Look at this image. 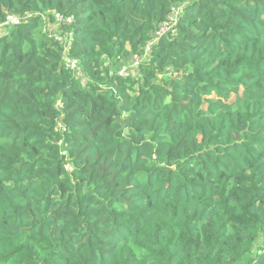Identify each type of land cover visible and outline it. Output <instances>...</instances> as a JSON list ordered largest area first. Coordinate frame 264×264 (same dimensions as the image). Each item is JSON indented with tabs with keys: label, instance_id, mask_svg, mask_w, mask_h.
Returning a JSON list of instances; mask_svg holds the SVG:
<instances>
[{
	"label": "trees",
	"instance_id": "16d2710c",
	"mask_svg": "<svg viewBox=\"0 0 264 264\" xmlns=\"http://www.w3.org/2000/svg\"><path fill=\"white\" fill-rule=\"evenodd\" d=\"M8 14L30 17L0 31V264H264V0H0Z\"/></svg>",
	"mask_w": 264,
	"mask_h": 264
},
{
	"label": "built area",
	"instance_id": "2783aa9c",
	"mask_svg": "<svg viewBox=\"0 0 264 264\" xmlns=\"http://www.w3.org/2000/svg\"><path fill=\"white\" fill-rule=\"evenodd\" d=\"M184 10H185L184 4L173 6L167 18L158 25L156 31L153 33V37L151 41L147 44L143 56L136 55L128 65L123 66V68L120 71V74L127 76L131 72H133L134 75H137V73H139V65L143 60V58L149 55L152 44L156 43L161 37L176 32V26L179 22V18H181V16L184 14ZM55 14H56V23H54V25L49 26V32L55 36L56 40L59 41L64 48L65 66L70 70H72L78 78H81L83 83H86V77L84 76L80 61L72 57V55L70 54V48L73 43L74 34L72 32L64 33V31L61 28H59V24L61 22H65V21L71 22L73 18L65 17L59 13H55ZM29 17L30 15H27L26 17L23 18L19 15L8 14L6 20L0 23V31H4L8 26L19 25Z\"/></svg>",
	"mask_w": 264,
	"mask_h": 264
},
{
	"label": "rangeland",
	"instance_id": "374dc122",
	"mask_svg": "<svg viewBox=\"0 0 264 264\" xmlns=\"http://www.w3.org/2000/svg\"><path fill=\"white\" fill-rule=\"evenodd\" d=\"M259 243H260L261 245H262V244L264 245V240L261 239V240L259 241Z\"/></svg>",
	"mask_w": 264,
	"mask_h": 264
}]
</instances>
